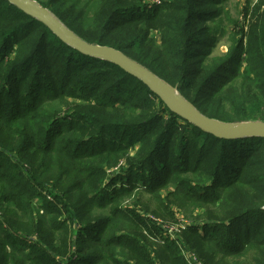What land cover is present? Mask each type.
I'll use <instances>...</instances> for the list:
<instances>
[{"label": "trees", "instance_id": "1", "mask_svg": "<svg viewBox=\"0 0 264 264\" xmlns=\"http://www.w3.org/2000/svg\"><path fill=\"white\" fill-rule=\"evenodd\" d=\"M55 1L40 0L39 4L55 11ZM78 1L83 7L74 14V23L66 26L81 39L120 50L176 88L207 117L235 124L264 121V28L257 43L248 42V68L242 84L228 85L220 76L223 72L202 76L205 67L197 58L211 46L204 34L201 13L196 11V0H175L160 9L127 0ZM83 14L97 22L94 30L83 24ZM146 27L161 31V45L152 48L147 44ZM242 57L245 56L232 61ZM63 108L72 111L70 117H62ZM130 133L137 136L136 143L118 141L121 135ZM173 133L181 139L179 156L171 154L174 144L165 146ZM193 134L207 144L194 148L188 157ZM92 142L98 145L89 147ZM136 146L135 157L125 161L127 170L158 165L159 158L169 163L173 155L172 168L164 170L166 176L193 172L199 183L210 181L212 186L228 188L224 190L227 193L235 191L228 200L230 205L221 207L220 220L237 222L258 211L244 204L246 196L237 198L244 195L245 189L263 194V187L241 189L249 179H260L262 175L263 163L254 157L257 154H251L264 146L263 138L223 140L204 132L172 113L144 83L120 66L82 54L33 16L8 0H0V253L5 246L10 249L11 261L19 255L21 264H43L48 260V264H59L55 253L47 249V235L69 232L71 225L58 221V215L53 214L65 209L71 216L70 223L78 218L84 224L81 233L96 231L99 223L87 221V217L90 210L98 208L94 197L103 193L100 186L107 169L117 166L125 156L121 154ZM240 158L241 167L233 165ZM47 180L55 183L48 191L57 201H48L38 210L34 188L43 189ZM168 181L176 183L171 178ZM150 182L154 185L159 179L154 177ZM178 183L180 190L184 182L181 179ZM183 193L184 203L194 200L192 192ZM86 207L89 211L82 213ZM19 218L32 225L29 232L17 226ZM227 229L223 224L211 238H201L216 249L222 244L218 235ZM125 240L142 264L143 246L139 240L109 238L107 233L97 239L100 246L107 242L111 247V257L123 251ZM29 241L34 244L23 246ZM80 241V234H74L72 243L65 246L67 264H77ZM168 248L174 251L179 245L173 241Z\"/></svg>", "mask_w": 264, "mask_h": 264}, {"label": "rangeland", "instance_id": "2", "mask_svg": "<svg viewBox=\"0 0 264 264\" xmlns=\"http://www.w3.org/2000/svg\"><path fill=\"white\" fill-rule=\"evenodd\" d=\"M36 1L40 3V0ZM127 1L139 3L143 7L148 6V8L157 6V9L175 2V0ZM80 2L78 0H56L53 3L55 11L49 10L66 26L67 23H74L76 16L74 14L80 12L83 7L79 5ZM196 5V11L201 13L204 34L207 35L211 46L204 56L197 58L202 67H205L202 76L204 77L206 73L218 76L219 72H223L225 75H220L224 76L223 82L226 79L228 85L242 84V76L248 68L246 63L248 42L257 43L258 35L264 28V0H196ZM81 21L90 30H94L97 24L95 20L85 17L84 14ZM141 23L146 25L144 22ZM146 28L149 31L147 44L152 48L161 45V31L154 27ZM238 56L245 57L232 61ZM226 63L229 65L225 68ZM223 67L224 69H222ZM63 110L62 117H70L68 115H71L72 111L67 108H63ZM116 133L115 131L114 136L118 137ZM132 140L134 143L138 140L133 133L121 135L118 138V141L124 143ZM189 140H192L193 148L187 154L188 157L193 155L194 148L207 144L197 134H193ZM180 142L181 139L173 133L170 142L165 146L169 148L174 144L171 154L176 152V156H179L182 153L178 146ZM95 145L98 144L92 142L89 147ZM138 147L121 154V156H125L119 163L117 162L118 165L107 169L108 174L100 186L103 193L100 197H94L98 208L90 211L88 207L82 209V213L89 211L87 221L99 223L96 231L81 233L84 224L80 223L78 218L70 223L69 212L62 209L61 206H59L62 209L60 214H53L58 215L56 216L58 221L63 223L67 221L71 225L69 232L63 230L47 235V249L55 253L59 264L68 263V258H65V246L72 243L74 234L76 236L80 234L81 238L79 244L81 248L76 253L77 264H139V259L130 252L131 248L126 246L127 240L122 243L123 247L125 246L123 251H120L115 257H111V252H108L111 247L107 246V242H104V246H100L97 241L105 233L109 238L125 236L139 240L143 246L142 264H264V146L256 148L257 152L251 154H257L254 157L263 163V167L260 169V174L262 173L260 179L251 178L249 183L244 184L241 188L263 187L262 196L257 195L253 189H245L247 191L244 195L240 194V197L237 198L240 200L241 197L246 196L249 200L245 198L244 204H247L248 208H258V211L246 214L244 219L237 222L220 220L223 218L220 213L223 211L221 207L230 205L228 200L235 194V191L227 193L224 190L228 188L212 186L210 181L199 183L197 175L193 172H183L174 175V177L166 176L167 173L165 174L164 170H167L166 167L172 168V162L175 160L173 155L169 163L165 162V158H159L158 165L151 164L139 169L130 168L133 171L127 170L125 161H127V157H135ZM238 150L240 153L243 151L242 148ZM195 159L194 156L193 162ZM237 164L238 167H241L242 158L233 162V165ZM122 174L123 176H121ZM154 177L159 179V183L153 185L150 180ZM170 178L176 183L168 181ZM178 178L184 182L180 190L176 186V184L179 185ZM46 182L43 189L41 186L34 188L36 191L34 204L38 210L48 201L53 200L54 203L57 201L48 191H52L55 185L54 181L47 180ZM187 182L191 185H186ZM183 192H192L194 200L188 199L184 203L182 194L185 193ZM223 199L226 200L222 202ZM68 207L71 208L73 205L68 204ZM17 221V226L23 231H30L32 225L27 220L21 221L19 218ZM223 224L228 229L218 235V238L222 239V244L218 245L216 249L215 245L207 244L202 240L201 237L211 238L213 232ZM173 241H177L179 248L170 251L168 246ZM31 244L34 243L29 241L23 246L29 248ZM9 254L10 249L3 246L0 253V264L22 263L21 256L17 255L11 261ZM42 263L48 264L49 260Z\"/></svg>", "mask_w": 264, "mask_h": 264}, {"label": "water", "instance_id": "3", "mask_svg": "<svg viewBox=\"0 0 264 264\" xmlns=\"http://www.w3.org/2000/svg\"><path fill=\"white\" fill-rule=\"evenodd\" d=\"M29 16H33L62 42L68 44L82 54L96 59L108 61L120 66L128 74L144 83L153 94H156L173 113L193 123L206 133L219 139L237 140L246 137L264 139V121H247L241 124L223 123L215 118L203 115L196 107L185 99L180 92L164 82L155 73L133 61L126 54L109 46L88 43L65 26L49 9L41 6L36 0H8Z\"/></svg>", "mask_w": 264, "mask_h": 264}]
</instances>
